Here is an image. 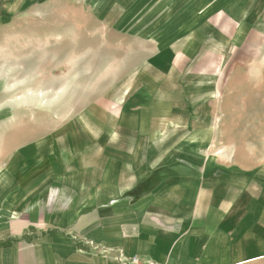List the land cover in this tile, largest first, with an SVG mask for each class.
<instances>
[{
	"label": "crops",
	"instance_id": "0c3cea01",
	"mask_svg": "<svg viewBox=\"0 0 264 264\" xmlns=\"http://www.w3.org/2000/svg\"><path fill=\"white\" fill-rule=\"evenodd\" d=\"M30 4L0 0V27ZM131 12L180 45L140 64L118 101L0 149V264H264V115L217 126L214 84L197 78L219 54L206 35L263 24L264 0H134Z\"/></svg>",
	"mask_w": 264,
	"mask_h": 264
},
{
	"label": "rangeland",
	"instance_id": "374dc122",
	"mask_svg": "<svg viewBox=\"0 0 264 264\" xmlns=\"http://www.w3.org/2000/svg\"><path fill=\"white\" fill-rule=\"evenodd\" d=\"M30 2L28 7H14L0 27L4 152L7 142L16 147L31 134L51 130L105 98L118 101L124 97L125 81L140 64L164 63L168 58L159 52L180 45L181 40L171 34L166 38V25L158 34L149 17L137 20L131 12L134 0ZM259 23L251 18L243 23L250 25L248 30L232 32L228 40L220 39L217 30L206 35L211 39L206 47L219 54L214 55L213 71L206 69L197 78L214 84L212 95L219 111L212 123L217 126H241L244 120L251 124L264 115V23ZM245 49L257 53H242ZM187 74L184 71V78ZM189 106L193 126L199 112L192 103ZM201 111L205 113L202 106Z\"/></svg>",
	"mask_w": 264,
	"mask_h": 264
},
{
	"label": "built area",
	"instance_id": "2783aa9c",
	"mask_svg": "<svg viewBox=\"0 0 264 264\" xmlns=\"http://www.w3.org/2000/svg\"><path fill=\"white\" fill-rule=\"evenodd\" d=\"M125 259H126V261H127L128 263H130V264H155V263H153V262H151V261L140 262V261L138 260V258L135 257V256H131V257L126 256Z\"/></svg>",
	"mask_w": 264,
	"mask_h": 264
}]
</instances>
